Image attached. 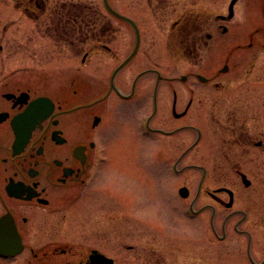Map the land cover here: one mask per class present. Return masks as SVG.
<instances>
[{"label":"flooded vegetation","instance_id":"af4514ba","mask_svg":"<svg viewBox=\"0 0 264 264\" xmlns=\"http://www.w3.org/2000/svg\"><path fill=\"white\" fill-rule=\"evenodd\" d=\"M11 1L24 15L37 18L38 28L55 47L82 54V67L77 71L84 68L85 72L83 79L71 75L63 78L61 85L56 72L48 76L43 72L21 74L19 79L15 73L0 75V220L11 221L21 246L17 255L0 257V261L219 264L218 244L227 240L228 225L234 221L233 230L244 241L238 261L264 264V0L254 14L251 8L244 10L242 31L247 33V41L232 45L223 66L214 68L211 64L207 74L202 72L207 49L215 44V33L225 35L230 30L232 25L228 24L234 20L240 0H228L220 11L218 0H133L139 10L165 24V30L166 20L175 17L167 30L172 34L167 54L169 60L180 62L182 72L164 75L158 67L145 68L136 72L129 85L119 75L137 64L144 44L141 24H137L141 32L138 51L132 55L134 33L132 49L122 59L113 48L117 31L106 11L104 15L92 7L100 17L92 29L80 28L85 33L78 39H64L53 32L48 18L60 5L73 1ZM255 47L262 54L259 60L249 56ZM102 55L117 64L107 77L93 73L98 65L91 60ZM222 74L228 75L225 81L219 78ZM147 76L155 79L150 90L141 87ZM164 81L169 86L174 82L181 85L179 90L166 88V130L156 126L159 85ZM202 86L212 93L209 158L213 162L210 167L190 164L177 170L178 163L191 159L205 138L200 117ZM171 118L176 123L173 129ZM134 124L143 136H166V159L171 154V136L193 135V142L176 158L173 171L201 172L195 194L188 201V189L184 203L192 220L205 216L209 232L182 236L178 241L166 237V248H155L152 219H146L145 226L144 220L139 224L135 191L121 190L116 185L120 175L110 173L114 161L131 154L110 153L108 146L120 145L128 126ZM209 176L235 180L209 189L203 186ZM239 186L247 192L244 209L235 208ZM202 196L209 201L200 200ZM84 198L87 203L81 219L75 215V204ZM220 212L225 213L218 230ZM250 223L258 225V234L238 228Z\"/></svg>","mask_w":264,"mask_h":264},{"label":"rangeland","instance_id":"374dc122","mask_svg":"<svg viewBox=\"0 0 264 264\" xmlns=\"http://www.w3.org/2000/svg\"><path fill=\"white\" fill-rule=\"evenodd\" d=\"M62 1L66 0H58V2ZM83 1L90 3L93 8H96L99 12L106 15L101 0ZM227 1L228 0H218L216 6L217 10H223V6H226ZM108 2L115 11L134 21H139V23L137 21L136 23L141 24L144 29L142 33L144 44H142V49L137 56V64L124 68L120 72V80L125 79L128 81L129 85L135 77L136 72L152 67H158L164 75L166 72L171 75H177L182 72L180 62L172 58L169 60L167 54V50L169 49L168 41L172 36L167 30L170 22L175 19V17H170L166 20L165 30V24H158L156 22L157 19L146 14L147 12L144 11V9L139 10L133 0H109ZM248 3L249 6H247ZM247 8L253 10L251 14L255 13L254 10L259 11L260 0H240L236 7L235 18L228 24L230 26L232 25L230 30L225 35L221 34L220 31L214 34L213 41L215 44H212L213 46L211 45V48L207 49V52H209L206 61L203 63V73H208V67L211 64L214 68L222 67L230 47L241 43V41H247V33H243L242 31V26L246 21L244 20V10ZM258 15L259 13L257 12L255 16L256 20L257 18L259 19ZM106 16L117 31L114 37L115 42L113 48L117 52L118 57L123 59L132 49L134 44V32L127 23L119 19H113L109 15ZM249 18L251 22L254 17L251 15ZM38 23L39 22L31 20L28 16H25L21 11L17 10L11 0H0V75L15 73L16 77L19 79V75L21 74H36L38 72H43L48 76L56 72L59 85L65 82L63 78H69L71 75L75 79H83L82 74H84L85 69L82 68L77 71L79 67H82L80 63L82 54L78 55L76 54L77 52L71 53L70 49L65 47H55L51 40L38 28ZM255 23L257 24L258 20ZM224 24L227 25L226 23ZM250 52L251 55L249 56H255L257 60L262 57L259 48L255 47V49H251ZM238 53H242V56H245V52L240 51ZM91 62H95L94 65H98L93 73L99 76H101V74L105 75L104 77H107L106 75L109 74V71L117 65L116 62H112L107 55H102L101 57L94 56ZM71 69H74V71ZM227 77V74H222L219 78L225 81ZM53 80H56L54 76ZM141 81V87L145 90H150L153 84H155V79L149 76ZM168 87L179 90L181 85L179 82H174L169 86L166 84V81L161 82L159 85V89L161 90V101L158 118L156 119V126L162 127L165 130L167 113L166 88ZM127 88H129V86H127ZM202 88L203 105L200 111V117H202L201 121L202 128L205 131V138L200 148L196 151V154H192L191 159L183 160L178 163L177 170L190 164L210 167L213 162L212 159L209 158L211 155V144L213 142L209 118L211 114L209 99L212 93L205 90V86H202ZM128 127L130 129L123 135L121 144H115L113 148L108 146V152H116L124 156L128 154L131 155L125 160L114 161L110 173L120 175L118 181L120 183L117 182L116 185L119 186L121 190L125 191L126 189L132 188L131 190L135 191L136 200L138 201L139 224L144 220L143 224L145 226L146 219H148L149 222L152 219V231L157 235L155 248H166V237L170 241H178L182 236L189 237L194 234L209 232V225L207 219L204 218L205 216L202 217L201 220H192L188 214V208L186 203H184V199L178 194L179 188L186 185L189 189L188 201H190L201 180V172L193 169L181 173L179 171H173V166L177 162L176 158L185 146L193 142V135L176 133L171 136L169 139L171 154L170 158L166 159V136H143L135 124L133 126L129 125ZM170 127L171 129L176 127V123L172 118L170 119ZM119 162L121 164H119ZM130 164L132 166H130ZM234 180L235 178L225 179L209 176L204 180L203 186L212 189L223 185L225 186L226 184H232ZM238 188V198L235 208L244 209V207L247 206V202L244 200V195L247 192L244 191L241 186ZM200 200L204 202L209 201L206 196H202ZM76 203H78V205L75 204V215H77V218L82 219V217L84 218L87 200L84 198ZM224 213L225 212L219 213L218 230L220 229L221 217ZM235 218L237 219L239 216ZM233 222L234 221L228 225L227 240L218 244L219 264H243L240 260L238 261V256L242 255L244 241L241 236L235 234ZM238 228L240 230L248 228L253 233L258 234V225L255 226L251 223L249 225L240 224ZM0 264L18 263L16 261L8 263L0 261Z\"/></svg>","mask_w":264,"mask_h":264},{"label":"trees","instance_id":"16d2710c","mask_svg":"<svg viewBox=\"0 0 264 264\" xmlns=\"http://www.w3.org/2000/svg\"><path fill=\"white\" fill-rule=\"evenodd\" d=\"M99 19L98 13L92 9V6L83 3L62 4L49 16L53 32L64 39H78L85 33L83 30L79 31L80 28L92 29Z\"/></svg>","mask_w":264,"mask_h":264},{"label":"water","instance_id":"95a60500","mask_svg":"<svg viewBox=\"0 0 264 264\" xmlns=\"http://www.w3.org/2000/svg\"><path fill=\"white\" fill-rule=\"evenodd\" d=\"M105 6L107 10L110 13H112L114 16H117L127 22H130V20H128L127 18L121 17L118 14H116L114 11H112L107 5V3H105ZM180 195L182 197L187 196V191L185 188H182L180 190ZM20 249H21L20 242L11 221L9 222L5 219H1L0 220V255L13 256L17 254L20 251Z\"/></svg>","mask_w":264,"mask_h":264}]
</instances>
